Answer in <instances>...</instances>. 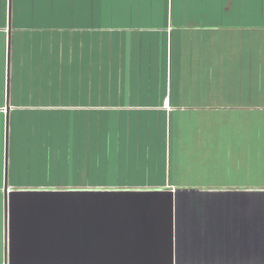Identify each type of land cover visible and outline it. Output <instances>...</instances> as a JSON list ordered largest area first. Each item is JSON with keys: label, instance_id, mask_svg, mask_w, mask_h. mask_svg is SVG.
<instances>
[{"label": "crops", "instance_id": "obj_1", "mask_svg": "<svg viewBox=\"0 0 264 264\" xmlns=\"http://www.w3.org/2000/svg\"><path fill=\"white\" fill-rule=\"evenodd\" d=\"M0 264H264V0H0Z\"/></svg>", "mask_w": 264, "mask_h": 264}, {"label": "rangeland", "instance_id": "obj_2", "mask_svg": "<svg viewBox=\"0 0 264 264\" xmlns=\"http://www.w3.org/2000/svg\"><path fill=\"white\" fill-rule=\"evenodd\" d=\"M4 215V206H2L1 198H0V226L2 224V218ZM0 242H1V237H0Z\"/></svg>", "mask_w": 264, "mask_h": 264}]
</instances>
